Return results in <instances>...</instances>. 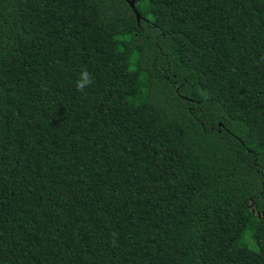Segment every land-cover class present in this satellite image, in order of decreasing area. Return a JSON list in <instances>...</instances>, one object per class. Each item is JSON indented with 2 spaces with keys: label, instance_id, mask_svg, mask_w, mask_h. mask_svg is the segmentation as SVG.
I'll return each mask as SVG.
<instances>
[{
  "label": "trees",
  "instance_id": "1",
  "mask_svg": "<svg viewBox=\"0 0 264 264\" xmlns=\"http://www.w3.org/2000/svg\"><path fill=\"white\" fill-rule=\"evenodd\" d=\"M0 264H264V0H0Z\"/></svg>",
  "mask_w": 264,
  "mask_h": 264
},
{
  "label": "clouds",
  "instance_id": "2",
  "mask_svg": "<svg viewBox=\"0 0 264 264\" xmlns=\"http://www.w3.org/2000/svg\"><path fill=\"white\" fill-rule=\"evenodd\" d=\"M92 83L91 73L87 72V70H82L79 73V78L75 81V87L78 91L83 92L86 88L91 86Z\"/></svg>",
  "mask_w": 264,
  "mask_h": 264
},
{
  "label": "water",
  "instance_id": "3",
  "mask_svg": "<svg viewBox=\"0 0 264 264\" xmlns=\"http://www.w3.org/2000/svg\"><path fill=\"white\" fill-rule=\"evenodd\" d=\"M129 5H130V7L132 8L133 12L136 14V18H137V20H139V19H140V16H139V14L136 12V9L134 8V5H133L132 3H130V2H129Z\"/></svg>",
  "mask_w": 264,
  "mask_h": 264
}]
</instances>
